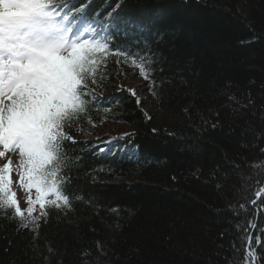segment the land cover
Segmentation results:
<instances>
[{"label":"trees","instance_id":"1","mask_svg":"<svg viewBox=\"0 0 264 264\" xmlns=\"http://www.w3.org/2000/svg\"><path fill=\"white\" fill-rule=\"evenodd\" d=\"M81 6L111 49L151 58L154 109L128 82L110 87L139 69L109 55L89 81L95 102L66 129L70 207L27 227L0 209V264H245L246 232L264 264V197L251 203L264 187V0H72ZM107 121L130 130L101 151Z\"/></svg>","mask_w":264,"mask_h":264},{"label":"snow or ice","instance_id":"2","mask_svg":"<svg viewBox=\"0 0 264 264\" xmlns=\"http://www.w3.org/2000/svg\"><path fill=\"white\" fill-rule=\"evenodd\" d=\"M71 4L72 0H0V158L7 160L0 166V209H11L24 227L46 216L48 207H70L64 192L68 158L63 145L76 141L66 129L95 102L89 81L96 83L104 60L123 55L145 80L151 72L150 57L111 49L108 29L98 23L99 13L89 19L83 6L73 9ZM17 151L19 182L28 192L35 191L23 210L11 189L12 160L7 156ZM254 195L253 205L264 197V187ZM36 205L40 214L34 216ZM256 227L249 223V228ZM245 237V264H255L253 237L247 232ZM255 242L264 241L257 236Z\"/></svg>","mask_w":264,"mask_h":264},{"label":"rangeland","instance_id":"3","mask_svg":"<svg viewBox=\"0 0 264 264\" xmlns=\"http://www.w3.org/2000/svg\"><path fill=\"white\" fill-rule=\"evenodd\" d=\"M110 81V87L118 86L121 83L128 82L130 84V89L134 95H137L139 101L141 103L142 108L147 111H152L154 109V100L149 91V85L139 73V71L135 68H125L124 74L122 76L115 77ZM130 130V127L122 122L117 121H107L102 126L96 128L95 138L97 140V144L102 146V149L105 145H108L112 142V138L116 137L118 134L124 133ZM7 156L12 160V174H11V189L16 194V198L19 201V205L21 209H26V198L31 195L33 198L35 197V191L32 190L28 192L27 189L21 186L19 182V173L21 171L19 167V154L17 152H9ZM6 158H0V166L6 163ZM35 211L33 215H38L40 212L39 206L36 205Z\"/></svg>","mask_w":264,"mask_h":264},{"label":"water","instance_id":"4","mask_svg":"<svg viewBox=\"0 0 264 264\" xmlns=\"http://www.w3.org/2000/svg\"><path fill=\"white\" fill-rule=\"evenodd\" d=\"M252 234V233H251Z\"/></svg>","mask_w":264,"mask_h":264}]
</instances>
